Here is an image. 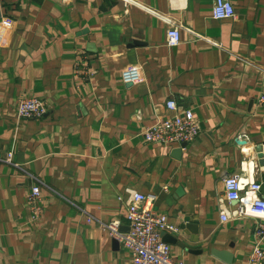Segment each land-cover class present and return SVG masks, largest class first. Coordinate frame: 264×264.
<instances>
[{
    "label": "crops",
    "instance_id": "0c3cea01",
    "mask_svg": "<svg viewBox=\"0 0 264 264\" xmlns=\"http://www.w3.org/2000/svg\"><path fill=\"white\" fill-rule=\"evenodd\" d=\"M135 1L171 16L181 43L169 47L170 25L123 0H0V21L13 20L0 42V159L13 153L0 160V264H132L99 223L128 232L135 193L157 195L156 211L178 227L163 234L175 259L247 262L264 217L236 210L257 198L253 183L264 197V0H232L236 14L222 20L215 0ZM136 65L143 79L126 82ZM27 97L47 114L20 118ZM171 99L201 126L184 147L144 137L175 114ZM225 173L244 202L227 199Z\"/></svg>",
    "mask_w": 264,
    "mask_h": 264
},
{
    "label": "built area",
    "instance_id": "2783aa9c",
    "mask_svg": "<svg viewBox=\"0 0 264 264\" xmlns=\"http://www.w3.org/2000/svg\"><path fill=\"white\" fill-rule=\"evenodd\" d=\"M126 3L137 4L149 13L155 15L170 27L167 31V45L171 48L181 43L180 27L169 15L154 11L135 0H123ZM236 14L232 0H215L213 6V17L218 20L234 17ZM13 20L4 17L0 21V42L7 29L12 26ZM126 82L135 83L143 79V71L140 66H132L123 73ZM259 103L264 108V94L259 98ZM170 111L175 114L166 117L156 124L148 127L144 131V137L150 143H179L188 144L194 141L201 132V126L192 110L178 112L176 101L169 100L166 103ZM18 115L23 119H36L44 117L48 112L47 104L37 97H27L19 101L17 106ZM13 153H9L4 161L12 162ZM226 197L229 201L244 202V189L239 179L231 174L225 173L222 177ZM262 189L260 183H253L249 186V193L258 195L254 198L250 206L240 204L237 208L239 217L253 214L257 217H264V197L259 196ZM157 195L153 193H135L133 201L129 204L126 219L129 223V231L121 230L120 221L108 223L100 222V228L107 231L109 235L122 243L132 253V264H185L183 260L175 259L172 254V247L163 240V233L178 232L175 225L169 223L167 215L156 211L155 202ZM30 206L33 221H38L43 207L41 205V186L33 185L27 198ZM85 212V211H84ZM223 220H227L226 215H222ZM92 222V218L87 219ZM256 244L250 253L245 264H259L264 262V221H259L254 232Z\"/></svg>",
    "mask_w": 264,
    "mask_h": 264
},
{
    "label": "water",
    "instance_id": "95a60500",
    "mask_svg": "<svg viewBox=\"0 0 264 264\" xmlns=\"http://www.w3.org/2000/svg\"><path fill=\"white\" fill-rule=\"evenodd\" d=\"M2 17V13H1V8H0V19ZM186 144H183L182 147H184ZM164 234V233H163ZM164 240H168V237H165ZM176 240V239H175ZM217 253V255L221 256V255H227L226 253L224 252H221V251H215ZM221 252V253H220ZM223 257V256H221ZM227 257V256H226ZM230 262V260H228Z\"/></svg>",
    "mask_w": 264,
    "mask_h": 264
}]
</instances>
